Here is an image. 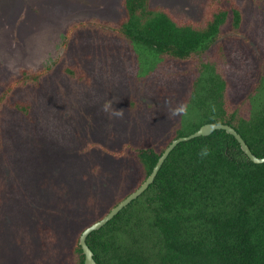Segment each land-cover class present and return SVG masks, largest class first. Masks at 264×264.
I'll return each instance as SVG.
<instances>
[{"label": "rangeland", "instance_id": "1", "mask_svg": "<svg viewBox=\"0 0 264 264\" xmlns=\"http://www.w3.org/2000/svg\"><path fill=\"white\" fill-rule=\"evenodd\" d=\"M208 1L150 4L197 23ZM233 1L243 15L240 30L173 61L148 58L119 35L98 29L96 20L122 16L121 0H0V264H74V239L97 212L67 234L60 223L88 199L99 205L93 200L98 187L88 186L85 175L106 185L111 179L105 173H117L124 158L119 146L107 165L94 162L91 170L87 154L97 143L161 147L171 141L176 127L196 120L189 92L203 63L227 77L233 103L250 90L264 70V0ZM22 69L44 71L46 81L19 86L8 98L5 86ZM19 102L30 103L29 116L15 106ZM106 102L123 116L110 117ZM180 103L189 104L188 114L170 118L169 109ZM126 185L114 184L101 203L123 196Z\"/></svg>", "mask_w": 264, "mask_h": 264}, {"label": "trees", "instance_id": "2", "mask_svg": "<svg viewBox=\"0 0 264 264\" xmlns=\"http://www.w3.org/2000/svg\"><path fill=\"white\" fill-rule=\"evenodd\" d=\"M121 4L123 13L117 22L96 20L98 29L119 35L148 58L160 60L194 57L228 32H238L243 20L233 0H209L197 23L177 20L167 9L151 6L150 0H121ZM261 58L264 66V56ZM202 65L189 92L196 120L176 127L172 138L195 132L207 122L227 123L256 156H264V98H260L264 70L250 90L233 103L227 77L213 63ZM75 69L68 67L66 72L74 74ZM44 74L20 70L12 79L14 84L7 82L6 96H14L19 86L41 85L46 81ZM241 103L246 105L245 111L240 109ZM15 106L29 116L30 103ZM1 140L0 131V148ZM169 141L161 147L126 146L123 141L97 143L94 153L85 158L87 168L92 170L94 162L104 167L110 151L122 146L124 158L117 164L120 170L105 173L111 179L106 185L85 175L88 186L96 183L98 187V197L93 200L99 205L88 199L64 218L60 228L69 233L91 211L97 212L95 218L84 222L82 230L101 218L149 176ZM204 145L211 154L201 159L198 153ZM125 183L123 196L114 197L110 205L101 203L114 184ZM2 194L0 186V209ZM87 243L98 264H264V162L251 161L236 138L223 129L182 141L170 152L153 183L103 227L91 232ZM72 252L78 255L74 264H82L78 236Z\"/></svg>", "mask_w": 264, "mask_h": 264}, {"label": "water", "instance_id": "3", "mask_svg": "<svg viewBox=\"0 0 264 264\" xmlns=\"http://www.w3.org/2000/svg\"><path fill=\"white\" fill-rule=\"evenodd\" d=\"M217 129H223L229 134L233 135L236 138V140L239 142L244 153L250 158L251 161H253L254 163L264 162V156L262 157L256 156L251 151L249 145L239 134V132H237L235 128H233L231 125L227 123L207 122L202 124L198 129L195 130V132L172 139L170 143L164 148L161 155L159 156L156 165H154L149 176H147L146 179L137 188H135L123 199H121L116 205L112 206L101 218L92 222L90 225H88L86 228L82 230L78 239V243L81 247L84 256V260L82 264H98L94 258V253L92 249L89 247L87 243L88 235L91 232L103 227L108 222V220L110 221L123 208L129 205L133 200L137 199L149 187V185L153 183L154 178L156 177L159 169L161 168L162 164L164 163L170 152L175 148V146L182 141H186L194 137L207 136Z\"/></svg>", "mask_w": 264, "mask_h": 264}, {"label": "clouds", "instance_id": "4", "mask_svg": "<svg viewBox=\"0 0 264 264\" xmlns=\"http://www.w3.org/2000/svg\"><path fill=\"white\" fill-rule=\"evenodd\" d=\"M103 111L109 113L110 117H122L124 110H116L113 108L110 102H106L103 106ZM189 111V104L188 103H180L175 107H171L169 109L170 118H175L178 116H186ZM211 154V149L204 145L201 147L198 155L201 159L208 157Z\"/></svg>", "mask_w": 264, "mask_h": 264}, {"label": "flooded vegetation", "instance_id": "5", "mask_svg": "<svg viewBox=\"0 0 264 264\" xmlns=\"http://www.w3.org/2000/svg\"><path fill=\"white\" fill-rule=\"evenodd\" d=\"M262 89H260V98L261 100H263L264 98V86L261 87Z\"/></svg>", "mask_w": 264, "mask_h": 264}]
</instances>
